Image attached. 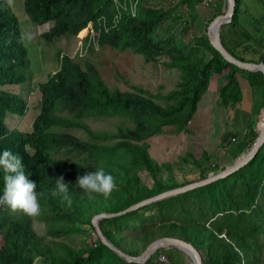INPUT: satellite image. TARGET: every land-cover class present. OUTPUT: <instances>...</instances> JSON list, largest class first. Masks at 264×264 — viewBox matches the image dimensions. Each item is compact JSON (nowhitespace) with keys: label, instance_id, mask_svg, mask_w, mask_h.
Wrapping results in <instances>:
<instances>
[{"label":"trees","instance_id":"obj_1","mask_svg":"<svg viewBox=\"0 0 264 264\" xmlns=\"http://www.w3.org/2000/svg\"><path fill=\"white\" fill-rule=\"evenodd\" d=\"M134 1L24 0V8L34 25H52L41 34L48 42L77 36L93 23V44L97 42L102 47L109 46L121 52L131 51L142 55L147 63L167 58V65L181 72V82L177 90L165 97L169 103L166 106L141 88L136 89L138 93L111 90L95 66L88 65L85 71L70 56L62 58L59 54L60 69L40 84L37 94L41 99L33 107L30 94L34 88L27 76L30 60L19 17L10 0H0V87L3 88L0 93V137H4L0 140V153L10 150L18 155L25 175L36 183L41 214L35 218L46 223L49 236L61 239L75 232L73 229L77 224H89L98 241L96 247L88 244L79 251L58 240L45 243L35 234L32 217L0 207V237L4 242L0 245V264H36L38 258H41V264H129L99 241L92 221L94 216L101 212L124 211L145 199L203 180L210 171L203 169L197 178L186 177L187 180L181 183L174 176L170 163L160 164L149 156L148 141L166 127H175L177 133L183 132L198 111L214 77H225V83L219 89L220 104L225 108H235L244 101L242 77L251 87L264 93V74L242 70L224 60L211 44L207 31L190 42L175 35L158 36L157 30L163 22L182 16L174 13L178 5L187 7L190 17H194L196 5L202 0H179L174 8L146 6L143 3L148 0H140L137 15L132 16L129 9ZM261 2L264 7V0ZM243 7L244 0H237L232 22L221 30L223 43L229 52L243 61L264 62V44L259 41L261 48H255L254 41L258 38L242 22ZM226 11L212 15L207 26ZM263 20L258 21V33L264 32ZM243 36L246 40L240 41ZM231 38L233 41L229 42ZM243 46L246 51H253L254 56L245 55L241 51ZM24 84H28V94L18 91ZM9 87L17 89L12 91ZM260 107L259 115H262L264 102ZM30 109L38 112L31 129H11L7 120L12 116L23 119ZM61 111H68L73 118L58 115ZM114 117L126 119L133 126L118 127L111 133L93 132L78 121ZM259 124L264 125V117L251 126L250 144L258 139ZM73 127L86 129L94 143L83 141L65 130ZM232 139L236 140V137ZM108 140L118 142L100 143ZM236 143L237 140L232 144ZM247 146L238 148L240 153L236 160ZM61 150L81 158V162L56 160L55 156ZM205 160H210L207 153ZM98 166H103L116 181V190L108 199L95 194L89 199L76 184L79 176L96 171ZM143 171L152 176V187L141 181L139 173ZM59 176L69 184L71 206L61 195H52L55 179ZM3 184L0 170V195ZM130 223L142 224V235L126 236L124 232ZM101 228L112 243L131 256L144 252L140 250L139 242L140 245L145 243L146 247L162 234L192 243L205 255L204 264H264V147L250 164L224 179L139 211L103 219ZM77 230L85 231L83 227ZM144 234L147 236L142 238ZM128 238L132 242L126 243ZM145 264L161 263L152 258Z\"/></svg>","mask_w":264,"mask_h":264},{"label":"rangeland","instance_id":"obj_2","mask_svg":"<svg viewBox=\"0 0 264 264\" xmlns=\"http://www.w3.org/2000/svg\"><path fill=\"white\" fill-rule=\"evenodd\" d=\"M10 3L19 17L24 44L28 49L30 67L27 76L31 79L32 87L34 88V91L30 94L33 107L41 99L37 94L40 84L45 83L50 75L55 74L60 69L61 61L59 54H61L62 58L70 56L74 63L80 64L85 71H87L88 65L95 66L111 90L138 93L136 89L141 88L148 92L147 95L149 97H153L155 101L161 103L163 106L169 104L165 100V97L170 92L178 89V85L181 82V72L178 69L170 68L167 65L169 63L167 58L162 57L157 62L147 63L142 55L134 54L131 51L121 52L119 49L109 46L102 47L97 42L93 44V34L88 37L93 31V24H90L77 36L60 37L48 42L41 34L47 32L52 25H34L25 12L24 0H10ZM178 3H180L179 0H148L143 4L146 6L158 5L160 8H174ZM177 7L179 8L175 9V15L182 16L172 20L170 18L163 22L159 26L157 34L161 37L169 35L180 36L185 42H190L195 36L202 35L207 31V21H209L212 15L220 11H226L227 2L225 0H202L201 4L196 5V16L194 17H190L187 7L180 5ZM183 18H187L188 20L185 22ZM263 18L264 7L261 0H244L242 22L250 33L257 35L258 41H254L256 49L261 48L259 41L264 44V32L258 33V21H261ZM29 36L32 38L28 39ZM233 39L237 40L238 37H234ZM233 39L231 38L229 42L233 41ZM244 40H246V37L243 36L240 41ZM190 46L191 44L188 45V48ZM241 51L250 57L254 56V52L246 51L245 46L241 48ZM224 83L225 77L219 79L214 77L211 80L207 94L199 103L198 111L183 132L177 133L175 127H166L160 134L148 141L150 147L148 151L149 156L160 164L170 163L174 176L181 183L187 180L186 177L190 179L197 178L203 169L206 171L210 169L208 173L206 172V176L212 172L224 170L236 161L235 157L238 155L237 153H240L237 150L241 145L248 146L240 157L244 153H247L254 145L253 143L250 144L251 126H254L257 121L260 122L261 120L262 115H259V109L264 102L263 90L251 87L249 82L242 77L241 83L244 101L235 108H225L220 104L219 98V89ZM27 85L24 84L19 87L18 91L28 94ZM9 88L12 91L17 89L16 87ZM2 89L0 87V93ZM37 114L36 110L30 109L25 118L12 116L7 122L11 129L19 127L22 130H30ZM58 115L73 118L68 111H61ZM78 121L82 125L88 126L93 132L111 133L115 132L118 127L133 126L131 122L118 117L84 118ZM258 127L257 131H259ZM263 127L264 125L261 126V128ZM65 130L78 136L83 141L94 143L87 130L83 127L66 128ZM232 137H236V144H232ZM117 142L108 140L107 143L105 141L100 143L116 144ZM206 153L210 158L209 161L205 160ZM55 159L75 161L76 163L81 162V158L68 154L67 150H61L55 156ZM197 164H200L201 167ZM139 176L142 182L148 184L149 187L153 186L154 180L146 171L139 173ZM167 178L166 176L165 179ZM32 221L35 234L38 238H43L45 243L49 244L51 240H58V242H65L78 251L85 248L88 244L94 247L98 244V241L95 240L97 239L95 232L91 230L89 224H77L73 229L76 230L75 232L65 235L64 238L54 239L47 234L45 222L35 217H32ZM82 227L85 230L84 232L77 230ZM106 227L107 225H105ZM143 231L142 224L130 223L124 233L131 238L136 235H142ZM146 236L144 234L142 238ZM130 238H128L126 243L131 241ZM262 242L264 244V238ZM3 243L2 237H0V245H3ZM130 246H133V243H130ZM138 246H142L140 242ZM176 250L179 252H173L172 255L170 254L172 257H170L168 251H164L163 249L162 253L160 252L155 255V259H161L162 254L166 257V262L159 261L160 263L181 264L180 262L186 258L187 263H182L192 264L187 253L179 249ZM41 262V258L36 260V264H41Z\"/></svg>","mask_w":264,"mask_h":264},{"label":"water","instance_id":"obj_3","mask_svg":"<svg viewBox=\"0 0 264 264\" xmlns=\"http://www.w3.org/2000/svg\"><path fill=\"white\" fill-rule=\"evenodd\" d=\"M227 2V11L225 14L217 16L212 22L208 24L207 34L208 38L213 45L217 49V51L222 55L224 60L233 64L237 68L248 72H262L264 74V62L255 63V62H246L241 60L240 58L235 57L231 52L228 51L226 46L223 43L221 37L222 27L230 24L233 20L236 3L237 0H226ZM262 117H264V109L262 111ZM258 139L247 153H244L240 158H238L233 164L226 167L224 170H220L217 172H212L206 176L205 179L200 180L198 182L188 184L182 187H178L164 193L159 194L158 196L145 199L141 202H138L124 211L120 212H101L94 216L93 225L95 230L99 236V241L112 250L115 254H117L122 260L129 264H145L148 260L152 259L157 253L161 252L166 248H175L181 251H184L189 255L193 264H204L205 255L202 254L192 243H189L185 240H181L173 237H162L161 239L154 241L150 244L144 252L139 256H131L128 253L124 252L120 248H118L114 243H112L104 234L101 228V221L107 218L117 217L126 213H132L135 211H139L144 207L157 204L158 202L164 201L171 197H176L181 194H185L189 191L195 190L200 187L207 186L211 183H214L220 179H224L236 171H240L248 164H250L260 153L261 149L264 147V127L261 128L259 124L258 127Z\"/></svg>","mask_w":264,"mask_h":264},{"label":"clouds","instance_id":"obj_4","mask_svg":"<svg viewBox=\"0 0 264 264\" xmlns=\"http://www.w3.org/2000/svg\"><path fill=\"white\" fill-rule=\"evenodd\" d=\"M31 38V36L28 37V39ZM2 139L4 137H0V140ZM0 170L3 172L4 182L3 193L0 195V207H7L13 212L21 211L30 217L39 216L41 207L36 192V183L25 175L21 158L10 150H4L0 153ZM76 184L89 199L94 198V194L108 199L117 187L114 177L107 174L103 166H98L96 171L86 172L79 176ZM68 186L64 177L59 176L55 179V190L52 195H61L68 206H71L72 200L68 194Z\"/></svg>","mask_w":264,"mask_h":264},{"label":"built area","instance_id":"obj_5","mask_svg":"<svg viewBox=\"0 0 264 264\" xmlns=\"http://www.w3.org/2000/svg\"><path fill=\"white\" fill-rule=\"evenodd\" d=\"M139 1H140V0H135L134 2H131V5H130V9H129V10H130L132 16L137 15V6H138V4H139ZM124 8L126 9L125 4H124ZM118 14H121V13L119 12ZM90 24H93V23H90ZM90 24H89V25H90ZM89 25H88V26H89ZM88 26H87V27H88ZM87 27H86V28H87ZM86 28H85V29H86ZM91 34L94 35V24H93V31H92L89 35H91ZM89 35H88V36H89ZM235 141H236L235 139H232V143H235ZM161 256H162L161 259H158V260H159V261H162V262H166V260H165L166 257H165L164 255H161Z\"/></svg>","mask_w":264,"mask_h":264},{"label":"crops","instance_id":"obj_6","mask_svg":"<svg viewBox=\"0 0 264 264\" xmlns=\"http://www.w3.org/2000/svg\"><path fill=\"white\" fill-rule=\"evenodd\" d=\"M164 236H166V235H162V234H158L157 236H156V239L154 240V239H152V241L154 242V241H157V240H159V239H161L162 237H164ZM150 244H152V243H149L148 244V246L150 245ZM145 245V243L141 246V248H140V250L143 252L148 246H144ZM164 251H168V253H169V255L171 254H173V252H179L178 250H176V249H173V248H166V249H164ZM160 253V252H159ZM162 253V252H161ZM162 255V254H161ZM170 255V257H172ZM169 257V256H168ZM153 259H155V258H153ZM191 259V258H190ZM155 260H158V259H155ZM192 261V260H191ZM183 263H187V260H186V258L182 261ZM182 262H180L181 264H183ZM161 264H163V263H161ZM192 264H193V262H192Z\"/></svg>","mask_w":264,"mask_h":264}]
</instances>
